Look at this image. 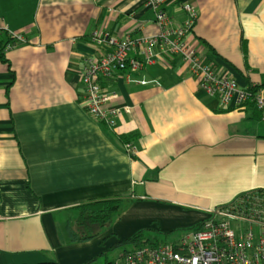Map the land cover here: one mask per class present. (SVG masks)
<instances>
[{
  "label": "crops",
  "instance_id": "crops-1",
  "mask_svg": "<svg viewBox=\"0 0 264 264\" xmlns=\"http://www.w3.org/2000/svg\"><path fill=\"white\" fill-rule=\"evenodd\" d=\"M167 1L176 25L185 5L197 9L188 41L218 73L241 88L264 84V0ZM0 28L27 39L0 54V264H85L147 229L180 239L264 190L261 114L222 109L174 57L131 72L147 86L129 84L127 73L106 83L118 94L112 107L129 108L114 129L81 105L84 61L102 52L94 31L122 40L158 34L140 0H0ZM9 42L0 35V52ZM113 198L128 204L112 225L70 243L71 210Z\"/></svg>",
  "mask_w": 264,
  "mask_h": 264
},
{
  "label": "built area",
  "instance_id": "built-area-1",
  "mask_svg": "<svg viewBox=\"0 0 264 264\" xmlns=\"http://www.w3.org/2000/svg\"><path fill=\"white\" fill-rule=\"evenodd\" d=\"M140 2L154 13L159 28L157 35L126 40L98 31L90 35V42L102 52L97 57L87 58L81 71L80 102L89 116L114 129L116 120L122 113H128L129 108L112 107L118 94L106 83L127 73L129 84L147 86L153 82L132 77L131 72L144 71L166 56L186 65L201 90L216 97L222 109H252L264 119V84L241 88L236 80L218 73L189 43L188 36L199 17L194 6H184L186 19L176 25L166 10L167 0ZM4 32L10 37V42L2 48L4 54L27 43L24 36L0 28V35ZM134 50L138 51L136 58L130 56ZM124 150L135 158L137 150L131 143H126ZM111 264H264V194L236 200L212 212L206 222L175 242L122 253Z\"/></svg>",
  "mask_w": 264,
  "mask_h": 264
},
{
  "label": "trees",
  "instance_id": "trees-1",
  "mask_svg": "<svg viewBox=\"0 0 264 264\" xmlns=\"http://www.w3.org/2000/svg\"><path fill=\"white\" fill-rule=\"evenodd\" d=\"M0 54L2 57L5 56L2 48ZM261 193L264 194V190L244 194L236 200H245L248 197ZM127 202V199L124 198L97 200L72 209L73 216L68 218L65 223L70 243L81 244L95 240L105 229L112 225L116 216L123 208L127 207ZM157 234L160 233L153 229L142 230L118 245L122 248L129 247V249L123 252V254H127L146 248H156L170 244L168 238L172 236V233H167L164 234L165 236H162L166 240H162V237L157 236ZM99 259L100 257L91 259L85 264H99Z\"/></svg>",
  "mask_w": 264,
  "mask_h": 264
},
{
  "label": "rangeland",
  "instance_id": "rangeland-1",
  "mask_svg": "<svg viewBox=\"0 0 264 264\" xmlns=\"http://www.w3.org/2000/svg\"><path fill=\"white\" fill-rule=\"evenodd\" d=\"M157 236L162 237L165 236L164 234L160 233L157 234ZM177 234L172 235V237L168 238V241L170 243L175 242L178 240V237H176ZM162 240H166L164 237L161 238ZM129 249V247H119V248H115L110 250L103 258L100 259L99 264H111L115 259H117L120 255H122V253L124 252V250Z\"/></svg>",
  "mask_w": 264,
  "mask_h": 264
}]
</instances>
